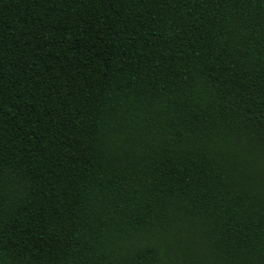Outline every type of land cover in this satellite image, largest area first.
Masks as SVG:
<instances>
[{
    "label": "trees",
    "instance_id": "1",
    "mask_svg": "<svg viewBox=\"0 0 264 264\" xmlns=\"http://www.w3.org/2000/svg\"><path fill=\"white\" fill-rule=\"evenodd\" d=\"M258 150L264 0H0V264H264Z\"/></svg>",
    "mask_w": 264,
    "mask_h": 264
},
{
    "label": "clouds",
    "instance_id": "2",
    "mask_svg": "<svg viewBox=\"0 0 264 264\" xmlns=\"http://www.w3.org/2000/svg\"><path fill=\"white\" fill-rule=\"evenodd\" d=\"M244 156L251 161L249 169L244 173V182L247 183V188L253 197L264 201V152L258 150L255 156L244 152L237 159H242ZM222 264H240V262H230L225 259Z\"/></svg>",
    "mask_w": 264,
    "mask_h": 264
}]
</instances>
